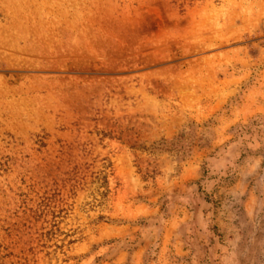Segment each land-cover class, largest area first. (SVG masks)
Segmentation results:
<instances>
[{"label":"rangeland","instance_id":"374dc122","mask_svg":"<svg viewBox=\"0 0 264 264\" xmlns=\"http://www.w3.org/2000/svg\"><path fill=\"white\" fill-rule=\"evenodd\" d=\"M0 264H264V0H0Z\"/></svg>","mask_w":264,"mask_h":264}]
</instances>
